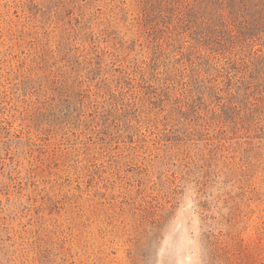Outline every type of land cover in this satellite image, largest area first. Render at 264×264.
<instances>
[{"label": "rangeland", "instance_id": "obj_1", "mask_svg": "<svg viewBox=\"0 0 264 264\" xmlns=\"http://www.w3.org/2000/svg\"><path fill=\"white\" fill-rule=\"evenodd\" d=\"M0 264H264V0H0Z\"/></svg>", "mask_w": 264, "mask_h": 264}]
</instances>
